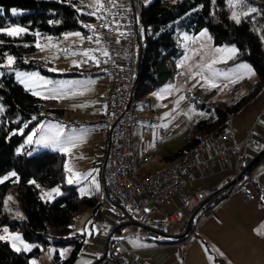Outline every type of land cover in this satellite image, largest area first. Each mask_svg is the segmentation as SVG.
Here are the masks:
<instances>
[{
    "label": "trees",
    "instance_id": "1",
    "mask_svg": "<svg viewBox=\"0 0 264 264\" xmlns=\"http://www.w3.org/2000/svg\"><path fill=\"white\" fill-rule=\"evenodd\" d=\"M133 2L142 44L132 95L134 101L172 81L178 71L177 60L181 56L178 32L182 30L197 34L206 29L214 45L235 46L238 51L232 63L247 62L256 75V81L233 104L207 102L198 90L193 95L186 93L187 102L203 111L206 117L192 124L191 136L182 149L163 157L169 161L194 146L198 135L224 128L228 120L254 101L264 89V0H246L234 8L229 7L228 0H216L215 3L212 0H178L174 3L153 0L147 6H142L139 0ZM252 8L257 11L251 12ZM12 9L17 10L15 15ZM85 9L79 0H0V28L19 26L26 29L18 36L0 33V41H3L0 43V104L4 108L0 115V176L10 171L16 173V176L0 183V227L5 225L17 230L25 240L35 244L29 252H17L8 242L0 240V264H29V260L39 254L41 248L49 245L56 248L72 246L66 258L60 257L56 251L51 264H74L84 235H71V226L81 211L97 206L96 196L82 195L76 185L67 183L64 154L47 149L31 156H27L26 151L18 153L28 130L48 117L58 120L62 111L51 107L50 100L26 91L15 82L11 72L38 71L46 76L58 77L49 71L44 60L38 58L37 45L49 37L61 38L66 33L80 31V22L92 20L84 15ZM231 11L240 15L241 23L237 24L231 19ZM5 53L14 57L10 67L4 65L7 58ZM80 75L83 74L73 67L59 76ZM43 111H46L45 115H42ZM34 116L36 120L32 119ZM26 123L27 128L24 127ZM21 128L25 130L23 134L19 131ZM259 158L241 174L240 181L249 175ZM55 186L60 188L61 194L52 200H43L42 189ZM13 187L17 189L23 219L11 216L4 206V199ZM230 193L231 186L221 187L212 193L193 216L188 231H193L199 212L212 210ZM172 238L178 242L184 239Z\"/></svg>",
    "mask_w": 264,
    "mask_h": 264
},
{
    "label": "built area",
    "instance_id": "2",
    "mask_svg": "<svg viewBox=\"0 0 264 264\" xmlns=\"http://www.w3.org/2000/svg\"><path fill=\"white\" fill-rule=\"evenodd\" d=\"M102 3L101 11L89 15L93 11L88 9L87 2L80 1L86 7L84 15L92 20L79 23L82 41L57 52L58 59L64 67L76 61L80 65L75 66L79 73L109 83L108 111L102 119L107 127L102 183L108 200L127 219L143 227L169 237H184L178 244L182 257L194 233L188 231L191 214L221 187L231 186V192L241 187L239 178L246 166V154L261 152L264 134L253 127L238 139L230 119L218 132L198 135L195 145L179 157L154 164L158 155L142 149L133 134L134 126L138 124L142 126L143 139L153 132L152 113L142 114L132 98L142 53L134 2L113 0L110 4L108 0H102ZM101 16L103 19L98 18ZM105 24L109 25L107 29ZM96 37L100 39L99 44L95 42ZM89 49L93 50L90 55L98 63L82 54ZM103 51L108 55H103ZM88 122L85 120L84 123ZM78 127L73 120L72 128ZM164 136L161 132L156 134L154 149ZM108 260L115 264H148L130 250L112 252Z\"/></svg>",
    "mask_w": 264,
    "mask_h": 264
},
{
    "label": "crops",
    "instance_id": "3",
    "mask_svg": "<svg viewBox=\"0 0 264 264\" xmlns=\"http://www.w3.org/2000/svg\"><path fill=\"white\" fill-rule=\"evenodd\" d=\"M84 77L86 80H80L83 82L79 85L89 87L95 85V92L91 98L80 96L77 92L76 95L71 94L70 97L68 95L67 98L58 102V110L62 111L58 115V122L67 125L66 132L70 130L77 135L83 134V140L75 147L67 146L66 151L59 150L64 154L65 161L68 163L70 161L78 171L75 180H72L70 184L76 185L79 191L81 183L89 177L88 170L84 172L85 168L92 167L93 171L98 169L99 184L96 183L97 178L93 177L91 192L87 194V192L79 191V193L96 196L94 191L99 185L104 199L112 205L110 206L112 209H107V212L115 217L118 216L123 225L138 226L134 224V221L127 219L123 212L108 200L102 183V162L107 141V127L102 119L108 111L106 100L109 83L96 77ZM250 86L248 84L246 88ZM73 120L79 125L77 129L72 128ZM85 120L89 122L84 123ZM231 123L238 139L243 138L253 127H257L264 134V89L254 101L244 106L231 118ZM134 136L138 141V136L136 134ZM166 136L162 140L163 143ZM154 138L153 131L145 139L141 135L143 142L138 143L142 149L146 148L158 155L154 164L166 161L163 157L182 149L188 141L187 139L182 147L174 149L168 145H162L160 140L158 148L154 149ZM259 153L248 152L246 165ZM66 165L64 164L67 178ZM80 165H83L82 170ZM97 201L98 206V198ZM95 208L92 209L95 210ZM196 217L193 236L188 241L182 257L178 252L179 242L165 233L138 226L148 233L143 236L137 234L118 239L113 236L114 231L105 232L96 224V221H93L88 233L83 234L84 242L76 257L80 256L78 264H93L98 261L97 264H115L109 262L110 254L123 250L132 251L135 257L148 264H264V155L254 163L249 175L242 180L241 187L237 191L231 192L212 210L199 212ZM115 225L117 224H113Z\"/></svg>",
    "mask_w": 264,
    "mask_h": 264
},
{
    "label": "rangeland",
    "instance_id": "4",
    "mask_svg": "<svg viewBox=\"0 0 264 264\" xmlns=\"http://www.w3.org/2000/svg\"><path fill=\"white\" fill-rule=\"evenodd\" d=\"M79 1L87 2L88 9L92 11L96 10L95 0ZM152 1L153 0H139V3L142 6H147ZM166 1L168 3H174L178 0ZM233 12L234 11H231L230 17L232 16ZM205 30L206 29H203L197 34L189 33L184 30L179 31L178 47L181 52V56L176 63V67L178 69L176 75L173 77L171 82L161 86L159 89L146 95L145 97L136 99L134 101L135 106L142 114H146L147 111H150L152 113L154 123L151 127L152 131H154V136H156V134L158 135L160 132L164 133V135L167 136L164 139V143L162 141L164 137L161 139V144L163 143L162 145H168L169 147H172L174 149H176L177 147H182L187 141L193 122L200 121L201 119L206 117V114L203 111L190 105L187 102V99L180 101L179 105H177L176 101L180 96H186V93H191L193 95V92L195 90H198L201 93V97L204 98L207 102H223L227 104H233L242 97L245 90L247 89L246 86L248 84L252 85L256 81L255 74L251 75L247 69L240 67V65L246 64L252 69L249 63H232L237 56V52L233 54V52L230 51L233 46L220 47L214 45L211 35L207 30L205 32ZM202 33L204 34L202 35ZM81 41L82 36H68L67 38H65V35H63L61 38H48L44 41H40L38 43L39 46H37L39 52L38 58L44 60L47 63L48 69H55V71L50 72L58 75V77L46 76L39 73L38 71L12 70L11 72L13 74L15 82L21 85L26 91H29L30 93L36 91L38 94L34 96L44 100H50L52 102L51 107L53 108H58V102L61 100V98H42L49 95V90L53 87V84L49 83L47 85H44L43 82L41 80H38L37 78L29 79L27 74L38 73L39 77L45 78L51 82H56L57 84L67 85L69 82H72L71 91H69L67 88L64 89L65 91H68L69 97L72 92H79L80 96L91 98L95 92V85H92V87H89L87 85H79L80 82H83L80 80H86L84 76L70 78L59 76L63 73H68L71 68L75 67V65L72 62H69L67 67L62 66V63L58 59L57 52H60L63 48L79 44ZM7 64L8 61L6 58L4 65L7 66ZM17 72L24 75L18 77L16 75ZM197 73L199 74L194 75ZM193 76L194 78H192ZM21 80H23L24 82L22 83ZM193 84H196V86L193 87ZM169 85H173L174 87L172 89H169ZM84 86H86V88H83ZM0 109H2V111H0L1 115L4 111V108L1 104ZM45 114L46 111H43L42 115ZM49 123L62 125L66 132V124L58 122V120L54 117H48L47 120L42 121L35 128H33L37 130L36 134L33 136V143H25L27 135L31 133L33 129H30L26 132L23 140V145L18 149V153H24L26 151L27 156H31L44 149L59 152V150H56L53 146H45L35 143V140L40 138L41 128L48 125ZM141 127V124H138L135 125L133 129V133L138 136V143L143 142V139H141ZM156 129L157 132H155ZM158 129L161 130L159 131ZM24 132L25 130H23V133ZM23 147H26V149ZM67 163L68 162L65 161V165ZM80 166L82 170L83 165ZM66 169V181L68 184H70L68 182L69 179L75 180L74 178L75 176H77L78 171H76L75 166L70 163V161L67 164ZM87 170L89 177L81 183L79 191L87 192V194H89L91 192V182L93 177L97 178L96 183L98 184L99 179L96 169H94L93 171L92 167H88L85 168L84 172H86ZM12 172L14 171H10L0 176V179L8 176V174ZM54 188H58L59 193L61 194V190L57 186L51 188L44 187L41 191V197H43V200H52L56 196H58L56 193L52 192V189ZM94 192H96V197L99 199V205L95 208V210H93L92 208H87L81 211L76 216L71 226V235L84 234V232H87L89 228L92 227L91 225L93 221H96V224L100 226L101 229L105 232L111 233L112 231H114L112 234L118 239L130 237L131 235L136 236L137 234H141V236H143L144 234L148 233L146 230L141 229L138 226H132L130 224L123 225V223L120 222L118 216L115 217V215H113L112 213L107 212V209H112V207H110L112 205L104 199V194L101 191V188L99 187V190H97L96 187V191ZM46 193H51V197L45 195ZM9 196L13 199L7 200ZM6 200L7 209H10L7 210L9 214H11V216L15 218H20L19 216H17V212H19L22 216L23 211L17 199V189L15 187L10 189V191L7 193L4 199V206ZM112 223H116L117 225L113 226ZM5 227L8 229L7 232L4 231ZM116 227L118 229H116ZM0 236L5 237V239L3 240L8 242L13 250L17 251L16 249L19 248L20 251L17 252H29L35 247V244L25 240L19 231L12 230L5 225L0 227ZM14 236H19V239H14ZM25 244L30 246V250H24ZM71 250L72 246H63L56 248L49 245L41 248L40 253L29 260V264H51L53 255L56 251L58 252L60 257L66 258L70 255ZM79 261L80 256L76 258L74 264H78Z\"/></svg>",
    "mask_w": 264,
    "mask_h": 264
},
{
    "label": "snow or ice",
    "instance_id": "5",
    "mask_svg": "<svg viewBox=\"0 0 264 264\" xmlns=\"http://www.w3.org/2000/svg\"><path fill=\"white\" fill-rule=\"evenodd\" d=\"M108 2L111 4V3H113V0H108ZM212 2L215 3L216 0H212ZM245 2H246V0H228V5H229L230 8H234V7H236L237 4H243ZM95 7H96V10L93 11V12L88 13L89 15H96V12L100 11L103 8L102 0H95ZM250 11L251 12H255L257 10L255 8H252V9H250ZM12 12L15 15L17 10L16 9H12ZM245 15H246V13H245ZM98 18L103 19L102 16L98 17ZM231 19L234 20L237 24L241 23L240 15H238L235 11L233 12V14L231 16ZM50 23H52V21H50ZM55 23H59V21H56ZM85 27L92 28L93 26L92 25H85ZM104 27L107 29L109 27V25L105 24ZM25 31H26V29H24L22 27H19V26H15V27H11V28H0V33H6L8 36H18L21 33H24ZM205 32H206V30H205ZM203 34L204 33H202V35ZM68 36L81 37L82 34L80 32L66 33L65 34V38H67ZM49 39H51V37H49ZM87 39L88 40H92L93 38L92 37H87ZM95 42L97 44L100 43L99 37H96ZM0 43H3V41H0ZM27 46L28 45H25V47H27ZM37 46H39V45H37ZM41 50H43V49H41ZM91 51H93V50H91V49L85 50L82 54L84 56H87L89 59H92L94 62L98 63V61L95 60V57L90 55ZM218 51H219V49H218ZM230 51H232L233 54H235L238 50L235 48V46H233L230 49ZM102 54L105 55V56L108 55L107 51H103ZM5 56L7 57V61H8L7 66L10 67L11 64L14 63V57H12L11 55H8L7 53H5ZM25 62L27 63V61H25ZM84 62L86 63L87 61H84ZM73 64L76 67L80 66L79 63H77L76 61H73ZM240 67H243V68L247 69L248 72L251 75L255 74L254 71L246 64L240 65ZM49 71H55V69H49ZM198 74L199 73L194 74V75H198ZM16 75L18 77H20V76H22L24 74H21V73L17 72ZM27 75H28L29 79L37 78L38 80H41L44 85H47L49 83L53 84V87L49 90V95L48 96H44L42 98H45V99L61 98V99H63V98H67L68 97V91H65L64 89L67 88L69 91H71L72 82H69L67 85L57 84L56 82H51V81H48L45 78L39 77L38 73H30V74H27ZM192 78H194V76ZM21 82L23 83L24 81L21 80ZM197 83H198V81H197ZM195 86H196V84H193V87H195ZM213 86H215V85H213ZM173 87H174L173 85H169L168 86L169 89H172ZM32 94L33 95H37L38 93L36 91H33ZM72 94L76 95L77 93L76 92H72ZM184 99H186L185 96H180L179 99L176 101L177 105H179V102L184 100ZM78 106H82V105H78ZM0 111H2V109H0ZM32 119L36 120L37 118L34 116ZM24 127L27 128L28 124L27 123L24 124ZM19 131H20L21 134H23V128L19 129ZM36 131H37L36 129H33V131L27 135V138L25 140L26 144L33 143V136L36 134ZM82 140H83V134L77 135L75 133H72L70 130L65 132L64 127L62 125L49 123L48 125L43 126L41 128L40 138L35 140V143L36 144L45 145V146H53L56 150L66 151L67 150L66 146L75 147L77 145V143L81 142ZM29 154H31V153H29ZM66 168H67V165H66ZM96 171H98V169ZM13 176H16L15 172L9 173L8 176H5L2 179H0V183H3L4 180H8L10 177H13ZM17 180H18V178H17ZM68 182L72 183V180L69 179ZM29 183H35V181H29ZM97 190H99V185H97ZM52 192L56 193L57 195L60 194L58 188L52 189ZM45 195L51 197V193H46ZM41 198L43 199V197H41ZM12 199L13 198L10 197V196L7 198V200H12ZM7 200L5 201V208H6V210H10V209H7ZM145 211H148V210L146 209ZM17 216H19L21 219H23V217L21 216V214L19 212H17ZM4 231L7 232L8 229L5 227ZM3 239H5V237L0 236V240H3ZM14 239H19V236H14ZM21 242H23V241H21ZM85 243H87V241H85ZM16 250L20 251L19 248H17ZM24 250L25 251L30 250V246L25 244Z\"/></svg>",
    "mask_w": 264,
    "mask_h": 264
},
{
    "label": "water",
    "instance_id": "6",
    "mask_svg": "<svg viewBox=\"0 0 264 264\" xmlns=\"http://www.w3.org/2000/svg\"><path fill=\"white\" fill-rule=\"evenodd\" d=\"M263 155H264V147H263V149L261 150V152L258 154V156L255 157L254 159H252V160H251V161H250V162L244 167V169L242 170V173H241V174H243V173H244V172L250 167V165L255 161L256 158H259V157H261V156H263ZM208 200H209V198H206L204 201H202V203L200 204V206H202V205H203L204 203H206ZM200 206H199V207H200ZM199 207L196 208V209L193 211V213L191 214V217H190V219H189V221H188V226H189V224H190V222H191L193 216L197 213ZM134 224H136V225H138V226L141 227V225H139V224L136 223V222H134ZM98 262H99V261H98ZM98 262H95V263H93V264H97Z\"/></svg>",
    "mask_w": 264,
    "mask_h": 264
}]
</instances>
